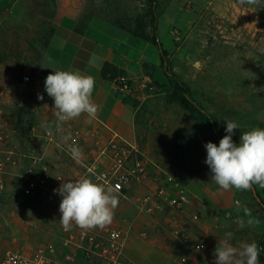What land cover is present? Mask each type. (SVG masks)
Instances as JSON below:
<instances>
[{
    "label": "rangeland",
    "instance_id": "374dc122",
    "mask_svg": "<svg viewBox=\"0 0 264 264\" xmlns=\"http://www.w3.org/2000/svg\"><path fill=\"white\" fill-rule=\"evenodd\" d=\"M58 1L62 6L67 0H0V60L9 70L37 63L53 28ZM80 1L83 25L98 18L128 32L149 22L147 0ZM158 1L160 39L169 51L172 69L213 115L222 138L227 134L226 119L239 125L232 136L237 144L243 132L264 128V91L257 92L264 87V7L241 5L239 0ZM157 77L165 79L164 72ZM167 92V84H150L125 97L138 109L137 144L143 156L170 171L183 187L201 181L231 194L233 200H243L248 210L256 208L264 214L251 190L225 191L212 180L205 144L214 143L213 139L193 116L167 102ZM16 185L11 191L5 186L0 195V262L9 251L54 253L48 249L55 244L54 255L62 257L59 209L42 199L26 198L21 178ZM257 190L264 201V188L257 185ZM64 260L63 256L62 263L75 264ZM82 262L95 264L87 258Z\"/></svg>",
    "mask_w": 264,
    "mask_h": 264
},
{
    "label": "crops",
    "instance_id": "0c3cea01",
    "mask_svg": "<svg viewBox=\"0 0 264 264\" xmlns=\"http://www.w3.org/2000/svg\"><path fill=\"white\" fill-rule=\"evenodd\" d=\"M57 5L59 8L52 20L54 32L39 64L31 67L18 64L11 71L0 61V121L5 124V129L0 131L3 137L0 154L11 155L16 162L7 166L3 176L9 191L25 174L29 164L25 155L30 152L40 155L53 175H63L66 182H75L83 171L82 164L93 161L115 136L138 145V109L125 97L150 84H167L166 77H157L163 72L162 61L152 43L104 19L96 18L83 25L84 5L80 0H67L62 6L58 1ZM107 64L117 70L115 78L103 76ZM56 70L79 71L94 78L92 100L98 111L91 122L82 114L58 125L54 100L46 91L43 100L31 102L25 109L18 107V89L25 74L31 73L34 79H46ZM123 82L131 86L129 92L119 90ZM117 118L127 130L122 123L117 124ZM47 130L54 132L52 143L43 137ZM66 135L71 139L64 143L62 137ZM72 143L82 149L79 161L74 160L68 150ZM152 183V176H148L128 189L126 195L130 200L119 201L110 224L125 233L126 255L132 261L214 264V250L228 232L233 234L229 242L236 247L253 241L259 246L263 243L262 211L248 210L243 200H233L231 194L215 191L201 181L193 180L184 187L190 192L193 203L183 212L172 210L167 200H161L162 209L153 214L141 212L139 200L152 193ZM171 194L169 191L167 198ZM228 214L230 218L226 217ZM58 231L61 241L66 234L61 225ZM181 231L185 237L179 240L176 233ZM57 246H49L48 250L55 253ZM60 246L65 250L63 244ZM71 252L75 253V264L84 263L82 260L86 257L81 250L73 247ZM54 253L50 254L58 264H64L61 262L64 254L57 257Z\"/></svg>",
    "mask_w": 264,
    "mask_h": 264
},
{
    "label": "built area",
    "instance_id": "2783aa9c",
    "mask_svg": "<svg viewBox=\"0 0 264 264\" xmlns=\"http://www.w3.org/2000/svg\"><path fill=\"white\" fill-rule=\"evenodd\" d=\"M119 90L129 92L131 86L123 82ZM45 94V78L34 79L31 73L22 77V85L18 89L17 103L21 109L28 108L29 104L36 102L38 95ZM5 129V124L0 121V131ZM2 142V132L0 133ZM44 139L54 142V132L47 130L43 133ZM28 167L21 177L22 193L26 198H39L59 209L62 196L54 192L60 185L66 182L63 175H53L50 166L37 153L30 152L25 155ZM15 164L13 157L0 154V195L5 191L3 176L9 164ZM83 171L80 178L89 177L95 182L105 185H119V201L130 200L126 191L134 184L141 182L144 178L152 176V193L143 196L138 203L141 212L149 214L160 210L161 200H167L172 210L183 212L193 200L187 191L176 179V177L143 156L138 145L130 143L115 136L97 155L89 162L83 163ZM79 178V179H80ZM169 191L171 196L167 198ZM226 217H231L228 214ZM66 236L62 240L65 249L64 258L67 261L75 260V253L71 249L76 247L81 250L87 259H92L95 264H137L126 255L125 233L111 225L100 229L84 230L73 225L70 231H65ZM177 238L182 240L184 232L176 233ZM264 249V241L260 246ZM260 257L264 260V251ZM0 264H58L57 260L45 250H37L32 254H23L19 251H9L1 260Z\"/></svg>",
    "mask_w": 264,
    "mask_h": 264
},
{
    "label": "clouds",
    "instance_id": "9594fccd",
    "mask_svg": "<svg viewBox=\"0 0 264 264\" xmlns=\"http://www.w3.org/2000/svg\"><path fill=\"white\" fill-rule=\"evenodd\" d=\"M241 5L264 7L261 0H239ZM95 80L79 71L56 70L47 75L45 91L54 100L58 125L86 114L91 122L96 117L98 106L92 100ZM264 91V87L257 92ZM43 95L38 99L43 100ZM226 135L215 143L205 144V163L211 170L212 180L223 190L232 188L250 190L253 185L264 188V128H253L243 132L239 144L232 139L239 125L226 119ZM70 135L62 137L67 143ZM68 150L74 160L79 161L82 149L72 143ZM54 192L62 196L59 205L60 223L65 231L73 225L84 229H103L110 225L119 205V185L111 186L83 177L75 182L67 181ZM251 223V222H250ZM233 234L225 233L214 250V264H260V253L264 251L255 241L242 243L239 247L229 241Z\"/></svg>",
    "mask_w": 264,
    "mask_h": 264
},
{
    "label": "trees",
    "instance_id": "16d2710c",
    "mask_svg": "<svg viewBox=\"0 0 264 264\" xmlns=\"http://www.w3.org/2000/svg\"><path fill=\"white\" fill-rule=\"evenodd\" d=\"M148 12L147 17L149 22L146 24H139L134 30L128 31L129 33L152 43L159 51L162 68L164 75L167 79L168 92L166 94L167 102L169 104H176L182 110L193 116L199 123H201L210 134L214 143L218 146L219 141L222 139L220 127L211 113H209L194 97V93L189 84L184 81L178 74L172 69V63L170 60L169 51L164 47L160 39V7L158 0H147ZM54 32L52 28L48 37L43 41L42 51L38 56L36 64H39L42 60L46 48L50 44V38ZM1 61V60H0ZM117 70L110 65H106L103 69V76L105 78H115L117 76ZM254 199L264 207V201L260 197L257 190V185H253L250 189ZM263 261V258L260 257Z\"/></svg>",
    "mask_w": 264,
    "mask_h": 264
}]
</instances>
